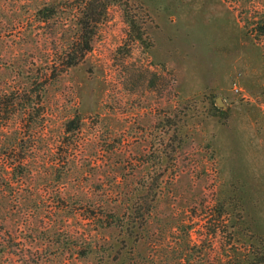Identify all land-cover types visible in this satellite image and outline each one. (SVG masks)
I'll return each instance as SVG.
<instances>
[{"label": "rangeland", "instance_id": "1", "mask_svg": "<svg viewBox=\"0 0 264 264\" xmlns=\"http://www.w3.org/2000/svg\"><path fill=\"white\" fill-rule=\"evenodd\" d=\"M75 3L68 0L57 19L40 25L19 0V25L0 36V95L23 88L19 71H35L62 30L73 35ZM262 5L128 0L109 6L90 52L48 87L43 127L31 137L37 167L21 185L10 168L18 111L0 105L1 264H96L97 253L84 260L71 254L70 241L96 246L106 264H116L120 253L142 264H227L231 247L262 250L264 38L245 34L241 20ZM16 10L1 9L0 22ZM77 115L81 128L68 139L64 124ZM19 189L51 210L21 213ZM103 193L106 209L130 220L126 232L85 218L103 211ZM49 221L56 236L44 228Z\"/></svg>", "mask_w": 264, "mask_h": 264}, {"label": "trees", "instance_id": "2", "mask_svg": "<svg viewBox=\"0 0 264 264\" xmlns=\"http://www.w3.org/2000/svg\"><path fill=\"white\" fill-rule=\"evenodd\" d=\"M22 2V7L25 9V6L28 8H32L33 10V18L38 24L49 23L57 19L59 15L67 8L68 0H20ZM76 5H74V9L77 10V18L75 19L74 27L75 32L73 35H69V37H65L64 31L62 30V35L58 39L60 42L55 41L52 43V47H48L46 53L42 55L43 61L37 66L35 71L32 69L30 71H19V76L23 80V88L22 89H8L5 92H2L0 95V105H3L5 108L12 109V111H18L19 115V125L15 128L16 135L19 136V144L15 146L17 150V155L11 159L12 163H10V168L12 171V178H19L20 185L23 183L24 179H28L31 177L33 167L36 168L35 158H33V141H31V137L38 132L40 128L43 127V119L45 116L44 110V99L47 95L48 87H50L58 78L68 69L74 68L79 65L84 59L85 55L90 52L92 40L95 36L96 27L103 21L106 15V10L109 6L114 4L126 5L128 0H75ZM8 7L17 9L13 16L14 18H7L5 22H0V36H5V29L8 26L13 27V30L19 25V0H0V10L6 9ZM243 23L244 33L249 37L254 38L255 40H260L264 38V5L259 11H256L255 15L247 14L245 17H241ZM8 24H7V23ZM13 25H12V24ZM132 26H134V22H129ZM5 28V29H4ZM12 31V30H11ZM8 32V34L11 33ZM37 36V33L34 35ZM38 38V37H37ZM56 38V37H55ZM140 40V35L136 37ZM35 65V64H34ZM1 107V106H0ZM18 107L19 109H17ZM14 118V115L7 117V120L2 124L6 127L9 124V120ZM11 119V120H12ZM82 118L77 115L74 118L70 119L64 124L63 135L72 139V136L76 134L81 128ZM1 126V124H0ZM14 132V133H15ZM65 145L64 141L60 143V145H65L66 149L71 144ZM18 146V147H17ZM67 151L61 152L62 160H66ZM59 162V158L53 160V167ZM17 169L19 172H16ZM64 174V173H63ZM160 183H157V186L153 188V191L160 187ZM141 188L144 190L145 185ZM141 189V190H142ZM120 192V191H119ZM23 190L19 189V205L20 212L25 213H35L41 214V212H46L47 210H51V208H41L36 205L35 197L28 195H22ZM107 193H103L100 196L102 201L105 200V195ZM134 196V195H133ZM133 202V201H131ZM136 203H132V206H135L138 201H134ZM109 204L106 202L103 205L99 206L101 213L96 211H88L85 218L90 221H94L95 223H102L105 226H101L104 230H112L115 231L119 228L126 230L131 226L130 220H126L122 215H118L115 213L114 209L110 208L106 209ZM129 205V208L132 207ZM95 207V206H93ZM135 209V208H134ZM224 209L223 203L219 205V210L217 211V218L222 216ZM61 210V209H60ZM130 210V209H129ZM132 210V209H131ZM134 214V210L131 211ZM130 213V212H129ZM129 213L126 216H129ZM52 216H54L55 211H53ZM148 214V211H147ZM139 215V214H137ZM133 216V215H131ZM145 215L139 216V219H142ZM124 218V219H123ZM133 219V217H131ZM137 217L134 218L136 220ZM53 221H49L48 225L44 222V228L48 229V231H53V236H56V229H53L55 224H52ZM142 229L139 232H143ZM216 234L215 232L213 233ZM132 233L129 231L128 236H131ZM239 233L234 231L233 240H238ZM140 239V238H139ZM70 240V239H69ZM71 245L68 246V251L71 254H75L77 259L84 260L89 257H93L96 253V264H106L107 260H103V255H101V251H97L96 246L91 243L78 244V241L75 243L74 241H70ZM113 248V247H112ZM185 246L183 249H186ZM231 251L230 255H227V264H264V246L263 249L259 250L257 247L253 245H237L236 247H231L229 249ZM229 251V252H230ZM6 254V249L4 245L0 244V264L3 260V257ZM134 255V253H133ZM127 257L126 255L119 256L116 264H142V261L138 260V258L134 259ZM187 262L190 261L189 258L186 259Z\"/></svg>", "mask_w": 264, "mask_h": 264}, {"label": "built area", "instance_id": "3", "mask_svg": "<svg viewBox=\"0 0 264 264\" xmlns=\"http://www.w3.org/2000/svg\"><path fill=\"white\" fill-rule=\"evenodd\" d=\"M233 90H234L235 92H239L240 89H238V88L236 87V85H233Z\"/></svg>", "mask_w": 264, "mask_h": 264}]
</instances>
